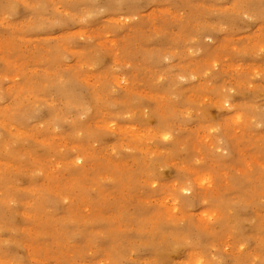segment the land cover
<instances>
[{
	"label": "rangeland",
	"instance_id": "374dc122",
	"mask_svg": "<svg viewBox=\"0 0 264 264\" xmlns=\"http://www.w3.org/2000/svg\"><path fill=\"white\" fill-rule=\"evenodd\" d=\"M0 264H264V0H0Z\"/></svg>",
	"mask_w": 264,
	"mask_h": 264
},
{
	"label": "bare ground",
	"instance_id": "6f19581e",
	"mask_svg": "<svg viewBox=\"0 0 264 264\" xmlns=\"http://www.w3.org/2000/svg\"><path fill=\"white\" fill-rule=\"evenodd\" d=\"M128 19H129V18H128ZM184 78H185V77H184ZM117 83H118V82H117ZM221 102H222V101H221ZM222 103H223V102H222ZM237 119L239 120V118L236 117V120H237ZM6 129H7V128H6ZM13 129H14V128H13ZM164 135H165V134H164ZM12 144H13V143H12ZM80 161H81V160H80ZM74 162H75V161H74Z\"/></svg>",
	"mask_w": 264,
	"mask_h": 264
}]
</instances>
